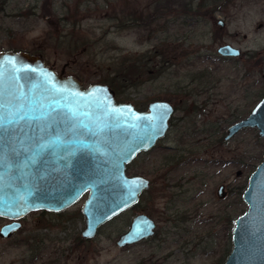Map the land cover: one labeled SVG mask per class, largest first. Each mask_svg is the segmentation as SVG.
<instances>
[{"label": "rangeland", "instance_id": "374dc122", "mask_svg": "<svg viewBox=\"0 0 264 264\" xmlns=\"http://www.w3.org/2000/svg\"><path fill=\"white\" fill-rule=\"evenodd\" d=\"M225 43L244 54L220 57L216 49ZM2 49L40 55L55 70L67 64L65 73L83 86L99 84L120 59L131 64L132 77L117 79L119 102L142 108L150 100L173 103L166 137L126 167L127 175L147 178L150 190L83 242L90 245L83 264L224 263L233 220L247 207L241 199L247 177L264 152V137L254 129L221 139L264 89V0H0ZM80 204L57 219L27 215L17 235L26 237L22 248L4 250L1 240L0 264L17 259L22 249L25 264H36L26 263L36 245L82 244ZM139 211L156 221V233L116 247Z\"/></svg>", "mask_w": 264, "mask_h": 264}, {"label": "water", "instance_id": "95a60500", "mask_svg": "<svg viewBox=\"0 0 264 264\" xmlns=\"http://www.w3.org/2000/svg\"><path fill=\"white\" fill-rule=\"evenodd\" d=\"M239 52L228 43L216 49L223 57ZM108 86H83L75 76L55 72L40 55L0 51V116L5 121L0 130V218L9 220L0 226V236L18 229L27 213L62 211L86 194L81 234L90 237L147 191V178L127 175L126 167L165 137L173 108L153 100L137 111L129 101H116ZM243 129L264 137V90L249 113L226 128L223 141ZM246 184L241 199L247 207L233 220L232 249L223 264H264V152ZM130 221L116 247L151 236L154 223L145 214Z\"/></svg>", "mask_w": 264, "mask_h": 264}, {"label": "flooded vegetation", "instance_id": "af4514ba", "mask_svg": "<svg viewBox=\"0 0 264 264\" xmlns=\"http://www.w3.org/2000/svg\"><path fill=\"white\" fill-rule=\"evenodd\" d=\"M218 26H223L224 27V25H223V23H222V21H221V24H218ZM258 26H260V25H258ZM229 44V43H228ZM225 45V44H224ZM235 48V47H234ZM236 48H238V47H236ZM235 48V49H236ZM239 49V48H238ZM239 51H240V49H239ZM244 54V52L243 51H240L239 52V54L236 56V57H229V56H225L224 58H239V57H241L242 55ZM220 56V55H219ZM220 57H223V56H220ZM46 64V63H45ZM47 65H50V66H52L53 67V69H54V71L55 72H57V73H61L62 75H65V76H67V75H70V74H66L65 73V68H66V66H68L67 64L63 67H60L58 70H55V68H56V65L54 64V62H52V63H50V64H47ZM264 90V89H263ZM263 93V92H262ZM162 100V99H161ZM116 101H118L117 99H116ZM151 101V100H150ZM150 101H148V102H150ZM163 101V100H162ZM164 101H166V102H169L168 100H164ZM121 102H126V101H121ZM121 102H119V103H121ZM148 102H146L145 104L146 105H148ZM151 102H153V101H151ZM169 103H171L170 105L172 106V102H169ZM130 104H133L134 106V109L135 110H137V111H141V112H143V110H145L146 109V105H144V107L142 108L141 107V105L140 104H137L136 102H132V103H130ZM201 105H204V103H202ZM172 108H173V106H172ZM173 109H172V115L174 114L173 113ZM172 115L170 116V118H169V125H168V128H167V130H166V132H165V137H166V135H167V132L171 129V127L173 126V123H172ZM241 119V118H240ZM236 121H238V120H236ZM233 123V122H232ZM231 124V123H230ZM229 124V125H230ZM229 127V126H228ZM228 127H226V128H228ZM226 128L224 129V132H225V130H226ZM226 134V132L223 134V136ZM223 136H222V141H223ZM165 137H162V139L163 138H165ZM161 140V139H160ZM159 141V140H158ZM157 141V142H158ZM157 142L155 143V145L156 146H158L157 145ZM153 148H155V147H153ZM149 151V150H148ZM148 151H145V153L146 152H148ZM145 153H143V152H140L139 154H145ZM138 154V155H139ZM137 155V156H138ZM137 156H136V158H137ZM135 158V159H136ZM132 161H134V160H132ZM131 161V162H132ZM130 162V163H131ZM147 190H150V182H149V180H148V189ZM144 192H147V191H142L140 194H139V196H138V201L140 200V197H141V195L144 193ZM85 196H86V194H83V196H81L80 198H78V200H76L75 202H74V204H77V203H79V202H81V204H80V213H81V205L84 203L83 201H84V198H85ZM137 201V202H138ZM73 204V205H74ZM137 204V203H136ZM136 204H134V205H136ZM73 205H70V206H68L67 208H64L62 211L61 210H59V211H52V212H50V211H47V210H42V211H40V210H37V211H32L31 213H36V212H38V213H40V214H42V213H49V214H51V216L53 215V217H54V219H57V215H58V213H62L64 210H66V209H68L69 207H73ZM133 206V205H132ZM31 213H27V214H25L24 215V217H21V219L19 220V228L18 229H15V230H13L12 232H11V234H7L6 236H0V241L1 240H3V241H6L7 243H5V245H3V247H5V249L4 250H7V249H11L12 247H19L20 246V248H22L21 246H23V245H20V244H22V242H24V239L26 238V237H23V235H22V237H20V236H17L18 234L20 235V231H21V228L23 227L22 225H23V220L25 219V217H27V215H31ZM139 213H143V212H141V211H139V212H137V214H139ZM136 213L133 215V216H135V215H137ZM143 214H145L146 215V213H143ZM83 215V214H82ZM82 215H81V217H82ZM42 216V215H41ZM133 216H131V218H130V220L132 219V217ZM146 217L147 218H150L149 216H147L146 215ZM2 219H4V218H2ZM151 220H153L152 218H150ZM129 220V221H130ZM131 222V221H130ZM156 221L155 220H153V223H154V227H153V232H152V234H151V236H149V238H147V240L149 241V239L150 238H152L153 236H154V233H156V223H155ZM6 223H8L9 224V220H7V219H4V222L2 223V224H6ZM1 224V225H2ZM129 224V223H128ZM0 225V226H1ZM83 230V229H82ZM96 230H97V228H96ZM127 230V229H126ZM61 231H68V229L67 228H64L63 230L61 229ZM82 232V231H81ZM81 234V233H80ZM95 234V235H94ZM94 234H93V236H90V237H83V235L81 234V236H79L78 237V239H77V241L79 242V243H82V244H75V245H73L72 243H69V244H65V245H62V244H54V245H52V244H48V245H45V246H43V247H41V245H36L35 246V249L33 250V254H32V256L30 257V259H28V260H26V263H34V262H36V264H38V263H43L45 260H49V264H83V258L85 257L86 258V255H85V253H86V251L88 250L87 249V246L89 247L90 245H83V242L84 243H86L87 241H89V240H91L94 236H96V231L94 232ZM120 236V235H119ZM118 236V237H119ZM146 239V238H145ZM142 239H140L139 241H141ZM13 241H15V242H17V243H11V242H13ZM139 241L138 242H134V243H132V244H135V243H139ZM11 244V245H10ZM128 245H131V244H128ZM127 245V246H128ZM124 246H126V245H124ZM122 247V246H121ZM80 248H81V250H80ZM57 251L58 253H59V255L57 256V257H53L52 256V252L51 251ZM73 251H77L76 253V260H75V262H74V259H72L73 258V256H72V252ZM82 251H83V253H82ZM20 253H19V255L17 256V259H9L8 261H6L4 264H25V257H24V251H23V249H22V251H19ZM79 253V254H78ZM51 257H52V259H51ZM135 264H138V263H135ZM140 264H142V263H140Z\"/></svg>", "mask_w": 264, "mask_h": 264}, {"label": "trees", "instance_id": "16d2710c", "mask_svg": "<svg viewBox=\"0 0 264 264\" xmlns=\"http://www.w3.org/2000/svg\"><path fill=\"white\" fill-rule=\"evenodd\" d=\"M132 15L136 17L135 13H132ZM139 15L140 14H138L137 15L138 17H136V18H138V19L141 18V17H139ZM150 15L152 17V13H150ZM135 20H137V19H135ZM116 62H117V64L114 67H112V69L109 67L107 70V68L105 67L106 68V71L104 73L105 75L101 77L100 83H104V84L109 85L108 87L114 91V94L118 95L117 94L118 89H120L122 87L119 84L118 80L122 79V80H120V83H121V82H123V79H130L132 77V75H131V77H129L130 75H128L127 72L130 69H132V66H131V64L127 63L126 61H122L120 59L117 60ZM124 64H126V67H124ZM127 64H129V65H127ZM113 68H118V69L113 70ZM127 75H128V77H127Z\"/></svg>", "mask_w": 264, "mask_h": 264}, {"label": "snow or ice", "instance_id": "6c2138e0", "mask_svg": "<svg viewBox=\"0 0 264 264\" xmlns=\"http://www.w3.org/2000/svg\"><path fill=\"white\" fill-rule=\"evenodd\" d=\"M20 120H23L24 117L21 116L19 117ZM8 123H12V121H8ZM5 129V121H4V118L2 116H0V130H4ZM4 212L3 208L0 207V215H2Z\"/></svg>", "mask_w": 264, "mask_h": 264}]
</instances>
